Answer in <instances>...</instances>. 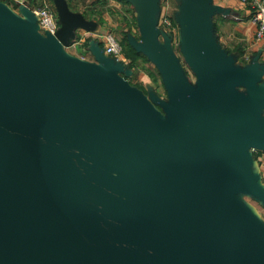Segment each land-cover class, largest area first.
Returning a JSON list of instances; mask_svg holds the SVG:
<instances>
[{
    "label": "water",
    "instance_id": "95a60500",
    "mask_svg": "<svg viewBox=\"0 0 264 264\" xmlns=\"http://www.w3.org/2000/svg\"><path fill=\"white\" fill-rule=\"evenodd\" d=\"M147 13L135 48L163 114L120 61L63 50L76 26L64 8L50 35L0 2V264H264V230L234 195L249 187L245 149L264 146V86L234 94L255 78L228 69L209 7L191 5L179 43L196 101Z\"/></svg>",
    "mask_w": 264,
    "mask_h": 264
},
{
    "label": "crops",
    "instance_id": "0c3cea01",
    "mask_svg": "<svg viewBox=\"0 0 264 264\" xmlns=\"http://www.w3.org/2000/svg\"><path fill=\"white\" fill-rule=\"evenodd\" d=\"M18 16L25 18L33 6H47L59 26V13L64 8L76 20L72 35L61 46L76 58L97 62L103 53L104 35L111 34L119 44L125 43L130 52L122 49L120 73L122 78L144 96L154 95L153 63L135 48L141 43V30L147 12L151 11L159 45L168 46L175 58L172 45L183 39L179 27L185 19L188 6H207L211 42L221 52L226 66L232 72H244L255 80L248 86L235 84L231 90L242 100H247L249 92L264 86V41L254 39V25L250 22L249 4L239 0H0ZM226 15L222 16L221 12ZM146 13V14H145ZM145 14V16H144ZM149 17V16H147ZM165 22H164V21ZM172 48V49H171ZM134 54V55H133ZM157 77L158 73L156 72ZM261 133L264 135V108L260 111ZM245 172L248 189H238L235 199L248 212L253 222L264 230V146L245 149Z\"/></svg>",
    "mask_w": 264,
    "mask_h": 264
},
{
    "label": "built area",
    "instance_id": "2783aa9c",
    "mask_svg": "<svg viewBox=\"0 0 264 264\" xmlns=\"http://www.w3.org/2000/svg\"><path fill=\"white\" fill-rule=\"evenodd\" d=\"M20 3L29 0H18ZM242 3L249 4L251 10L250 22L254 25V39L257 41H264V0H239ZM30 12L35 18L38 32L48 33L54 35L58 28V24L51 10L47 6H33ZM226 14H222L225 16ZM164 21V20H163ZM165 22V21H164ZM103 53L114 61H121L120 52L121 46L118 41L111 35H104Z\"/></svg>",
    "mask_w": 264,
    "mask_h": 264
},
{
    "label": "rangeland",
    "instance_id": "374dc122",
    "mask_svg": "<svg viewBox=\"0 0 264 264\" xmlns=\"http://www.w3.org/2000/svg\"><path fill=\"white\" fill-rule=\"evenodd\" d=\"M173 52L175 53V62L176 66L179 70V75L182 81L186 84L187 88L189 89L190 93L193 95V97L196 99V101L201 100V94H200V88H199V74L197 71V68H195L194 64L183 57L181 54V44L178 43L176 45H172ZM171 48V49H172ZM152 70H154V79L156 80L155 83V92H154V98L156 99L154 102L153 100L148 96L147 99L148 101L161 113L162 112V102L167 101L166 93L163 87V84L161 82V78L156 74V68L153 64L154 67H151Z\"/></svg>",
    "mask_w": 264,
    "mask_h": 264
},
{
    "label": "trees",
    "instance_id": "16d2710c",
    "mask_svg": "<svg viewBox=\"0 0 264 264\" xmlns=\"http://www.w3.org/2000/svg\"><path fill=\"white\" fill-rule=\"evenodd\" d=\"M122 44V49L124 50V52L126 53V51L127 52H130V48L123 42V43H121ZM120 44V45H121ZM134 55V54H133Z\"/></svg>",
    "mask_w": 264,
    "mask_h": 264
}]
</instances>
